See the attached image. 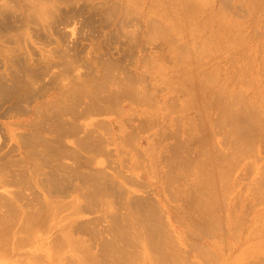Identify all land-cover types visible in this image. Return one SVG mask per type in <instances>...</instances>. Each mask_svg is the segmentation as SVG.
Returning a JSON list of instances; mask_svg holds the SVG:
<instances>
[{
	"label": "rangeland",
	"instance_id": "374dc122",
	"mask_svg": "<svg viewBox=\"0 0 264 264\" xmlns=\"http://www.w3.org/2000/svg\"><path fill=\"white\" fill-rule=\"evenodd\" d=\"M0 264H264V0H0Z\"/></svg>",
	"mask_w": 264,
	"mask_h": 264
},
{
	"label": "bare ground",
	"instance_id": "6f19581e",
	"mask_svg": "<svg viewBox=\"0 0 264 264\" xmlns=\"http://www.w3.org/2000/svg\"><path fill=\"white\" fill-rule=\"evenodd\" d=\"M89 103H90V102H89ZM91 104H92V103H91ZM59 151H60V150H59ZM53 178H54V177H53ZM50 179H51V178H50ZM50 179H49V180H50ZM52 181H53V180H52ZM58 181H59V180H58ZM53 183H54V181H53ZM50 184H51V183H50ZM52 185H53V184H52ZM60 186H61V185H60ZM62 188H63V187H62ZM53 189H54V185H53ZM36 198H37V197H36ZM12 206H13V205H12ZM14 206H15V205H14ZM15 207H16V206H15ZM13 208H14V207H12V209H13ZM16 208H17V207H16ZM12 209H11V210H12ZM18 210H21V208L18 209ZM14 211H16V212H14ZM41 211H42V210H41ZM41 211H40V212H41ZM12 213L15 214V213H18V212H17V210L14 208L13 211H12ZM20 213H21V212H20ZM41 214H43V212H41ZM17 215H18V214H17ZM36 215H37V214H36ZM45 215H46V214H45ZM32 216L34 217V215H32ZM37 216H39V215H37ZM42 216H44V214H43ZM33 217H31V215H29L28 218H30V219L32 220ZM44 217H45V216H44ZM28 218L26 217V219H28ZM42 219H43V218H41V219L38 218V220H42ZM31 220L28 219V223H29V221H31ZM33 220H35V217H34ZM43 220H44V219H43ZM31 222H32V221H31ZM31 222H30V223H31ZM30 223H29V224H30ZM33 223H34V221H33ZM35 223H36V222H35ZM35 223H34V224H35ZM35 225H37V224H35Z\"/></svg>",
	"mask_w": 264,
	"mask_h": 264
},
{
	"label": "crops",
	"instance_id": "0c3cea01",
	"mask_svg": "<svg viewBox=\"0 0 264 264\" xmlns=\"http://www.w3.org/2000/svg\"><path fill=\"white\" fill-rule=\"evenodd\" d=\"M85 150V149H84ZM101 151H103V150H101ZM92 152V151H91ZM98 153V152H97ZM99 153H102V152H99ZM90 159H93V154H92V156L90 157Z\"/></svg>",
	"mask_w": 264,
	"mask_h": 264
}]
</instances>
